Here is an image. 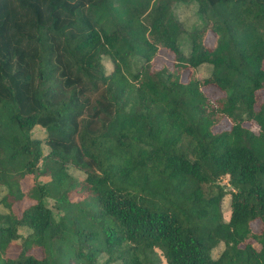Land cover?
<instances>
[{"label": "trees", "instance_id": "16d2710c", "mask_svg": "<svg viewBox=\"0 0 264 264\" xmlns=\"http://www.w3.org/2000/svg\"><path fill=\"white\" fill-rule=\"evenodd\" d=\"M180 4L200 23L185 29ZM160 47L171 67L152 62ZM259 90L264 0H0V264H264ZM23 197L34 202L17 215Z\"/></svg>", "mask_w": 264, "mask_h": 264}, {"label": "rangeland", "instance_id": "374dc122", "mask_svg": "<svg viewBox=\"0 0 264 264\" xmlns=\"http://www.w3.org/2000/svg\"><path fill=\"white\" fill-rule=\"evenodd\" d=\"M175 14H176L177 18L182 22L184 28L187 30L191 29V27L194 24L200 23V19L196 13V6L194 4H180V5H178L175 8ZM204 40H205V42H207L209 44L213 43V40H214L213 33L211 31H208L204 37ZM181 46H182L184 53L186 54L188 52L187 44L182 42ZM174 61H175L174 53L165 47L158 48L155 56L152 59V62L156 66H161L162 64H166L169 67H171L173 65ZM104 63L106 65L107 70H110L111 66H112L111 62L108 59L104 58ZM209 71H210V65L207 63H203L196 68V74L198 77H203V76L208 75ZM187 74H188L187 69H184L182 71V75H181L183 80L187 79ZM202 88L205 91V94L211 99H214V98L218 97L219 95L223 94V92L221 90H219L217 87H215L213 85H204ZM263 99H264V91L263 90L257 91V101L256 102H260ZM245 124L251 126V128L254 129V131H256L258 129L257 124H255L251 120L246 121ZM229 125H230V121L227 118L223 117L218 123L213 125V129L214 130H220L223 128H227ZM32 134H33V136L43 138V136L45 135V129L39 125H36L32 130ZM44 150H45V152H47L46 146H44ZM67 171L71 175V177L76 179L77 181H81L85 176V173L75 166H69ZM39 178L40 179H47L48 176H40ZM33 182H34L33 175L28 174L27 176H25L21 180V187L24 190H26ZM219 183L221 185H224V187L227 190H230L231 186L228 183V175L227 174L222 175L219 178ZM4 193H5V189L0 186V198ZM69 196L72 199L80 198L81 197L80 190L79 191H71ZM230 198H231L230 193L226 192L222 198V201H221V210H222L223 218L225 220H227L229 218V215H230ZM32 202H34V200H32L28 197H23L22 199L16 200L13 202V204H12L13 210L17 215H20L22 210L26 206L30 205ZM48 202L50 205H52L54 201L49 198ZM6 211H7L6 206H4L3 203H0V212H6ZM251 226H252L253 230H255V231L259 230V228L261 226V222L258 219L253 220V221H251ZM18 230L22 235H25L27 233V231H29V228L26 226H20L18 228ZM21 239L22 238L20 237V238L12 241V244L7 249L8 255L14 256L17 254V252L19 251V243L21 242ZM222 247H223V243H219L216 247H214L212 249V254L214 256H216L219 253V251L222 249ZM33 252L36 255H41V250L39 248H34ZM105 256H106V254H105ZM102 258H101V261H102ZM162 262H163V264H166V261L163 257H162ZM108 264H116V263L111 262Z\"/></svg>", "mask_w": 264, "mask_h": 264}]
</instances>
